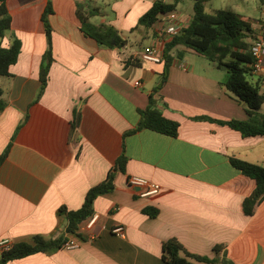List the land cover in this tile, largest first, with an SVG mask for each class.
I'll return each mask as SVG.
<instances>
[{
    "label": "crops",
    "instance_id": "0c3cea01",
    "mask_svg": "<svg viewBox=\"0 0 264 264\" xmlns=\"http://www.w3.org/2000/svg\"><path fill=\"white\" fill-rule=\"evenodd\" d=\"M155 1H6L11 31L2 46L17 39L20 53L10 76L0 77V242L62 238L77 246L5 264H166L161 248L172 239L194 255L264 264V199L252 215L243 213L256 183L231 164L234 159L264 168V137H242L219 124L248 119L246 108L222 86L227 70L199 58L191 62L186 53L195 52L179 48L155 93L163 117L178 124L177 136L137 130L163 72V62L138 59L159 27V18L149 29L137 27ZM221 1L210 14L240 15L251 24V44L264 30V17L252 19ZM48 7L53 61L39 96ZM176 12L187 27L192 14ZM106 28L123 44H101L96 38ZM248 81L264 93V60ZM257 113L264 115V105ZM201 118L212 121H196ZM122 153L127 162L123 172L115 170L114 191L94 201L95 226L88 229L85 221L67 234L66 212L81 208ZM132 178L160 190L141 197L144 189L130 186ZM149 208L158 211L156 217L143 214ZM118 226L123 237L112 234ZM215 246L222 247L217 255Z\"/></svg>",
    "mask_w": 264,
    "mask_h": 264
},
{
    "label": "trees",
    "instance_id": "16d2710c",
    "mask_svg": "<svg viewBox=\"0 0 264 264\" xmlns=\"http://www.w3.org/2000/svg\"><path fill=\"white\" fill-rule=\"evenodd\" d=\"M6 1L0 0V77L10 76L9 68L16 63L20 53V42L17 39H14L8 48L2 46L3 38L11 31V17ZM179 1L173 0L171 3H164L160 0L155 1L149 11L139 19L137 27L151 28L159 15L176 11ZM192 2V16L189 24L187 27L182 28L179 35L168 42L163 49L161 61L163 62V72L160 76V82L154 89L153 94L149 95L147 108L140 111V123L137 130H150L172 138L177 136L178 124L163 117L155 93L166 82L168 70L172 62L180 57L179 48L182 47L194 51L205 60L216 64L219 68L226 69L228 76L222 86L246 108L247 120H231L226 123L219 122V124L226 125L230 129L239 132L242 137H264V115L257 113L264 105V93H261L256 85L248 81L253 60L249 54L251 44L246 39L254 36L251 24L232 11L217 10L212 14L207 13L205 8L207 0H192ZM49 13L50 8L48 7L43 18L46 27L47 48L40 65L39 79L41 86L39 96L44 91L48 71L53 61L50 29L46 18ZM96 39L101 44L110 47H118L123 44L117 32L110 28H106L101 35H97ZM200 120L212 121L206 118L196 119V121ZM133 132L127 133L126 136ZM126 162L127 157L122 153L115 164L114 170L108 173L106 179L86 193L81 208L66 212L67 226L65 232L67 234H75L79 229V225L93 216V204L98 197L114 191L115 170L123 172ZM231 164L256 183L253 193L242 203L243 213L250 216L256 204L264 199V168L234 159L231 160ZM157 213L158 211L152 208L143 210V214L151 218L156 217ZM64 244L65 240L62 238L46 241L40 237H35L31 244L18 243L10 246L7 250H2L0 252V264L23 259L37 253H45L51 249L61 248ZM221 250V246L213 248L216 255ZM161 259L166 264H193L192 262L199 264H233L225 259L221 260L217 256L208 258L191 254L175 239L162 244Z\"/></svg>",
    "mask_w": 264,
    "mask_h": 264
},
{
    "label": "built area",
    "instance_id": "2783aa9c",
    "mask_svg": "<svg viewBox=\"0 0 264 264\" xmlns=\"http://www.w3.org/2000/svg\"><path fill=\"white\" fill-rule=\"evenodd\" d=\"M159 18V19H158ZM159 27L157 29L156 37L154 42L141 50V53L138 55V59L146 62H151L154 64H159L162 61L163 49L165 45L170 42L174 37L179 35L183 26L180 22L179 14L176 11H171L157 17ZM249 54L253 60L251 65L252 72H259L262 69L263 60H264V30L255 36L252 41L249 49ZM136 87H139L140 82L134 84ZM129 185L132 187H141L144 189L140 193L141 197H148L155 195L159 192L160 186L151 182H148L139 178H132L129 180ZM98 220V216L94 215L87 220L86 227L92 229ZM112 234L123 237L124 229L121 226L115 227L112 229ZM94 238V235H92ZM77 244L74 242H67L64 244V248L70 250L75 248ZM0 247L2 250H7L10 246L8 242H0Z\"/></svg>",
    "mask_w": 264,
    "mask_h": 264
},
{
    "label": "rangeland",
    "instance_id": "374dc122",
    "mask_svg": "<svg viewBox=\"0 0 264 264\" xmlns=\"http://www.w3.org/2000/svg\"><path fill=\"white\" fill-rule=\"evenodd\" d=\"M220 2L222 1L207 0V3L205 5L206 12L210 14L217 6L220 7ZM224 2L230 5V7L234 6L233 7V9H235L234 11H237L242 15H247L252 19H259L264 17V13L263 15L261 13L262 11H264V0H225ZM192 5H193L192 0H180L177 5V11L181 12L184 15H191ZM145 43L147 42L144 41V44ZM193 54L194 55H191L190 53H186V55L190 58L191 62L195 61L196 58H199V60H204V62H207L205 59H203L202 56L198 55L197 53H193Z\"/></svg>",
    "mask_w": 264,
    "mask_h": 264
}]
</instances>
